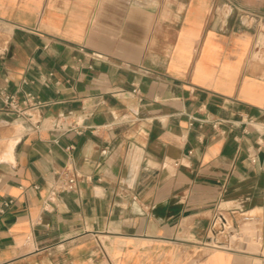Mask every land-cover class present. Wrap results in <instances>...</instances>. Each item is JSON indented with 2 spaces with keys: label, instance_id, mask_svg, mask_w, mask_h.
Returning a JSON list of instances; mask_svg holds the SVG:
<instances>
[{
  "label": "crops",
  "instance_id": "0c3cea01",
  "mask_svg": "<svg viewBox=\"0 0 264 264\" xmlns=\"http://www.w3.org/2000/svg\"><path fill=\"white\" fill-rule=\"evenodd\" d=\"M8 199L0 264H264V0H0Z\"/></svg>",
  "mask_w": 264,
  "mask_h": 264
},
{
  "label": "built area",
  "instance_id": "2783aa9c",
  "mask_svg": "<svg viewBox=\"0 0 264 264\" xmlns=\"http://www.w3.org/2000/svg\"><path fill=\"white\" fill-rule=\"evenodd\" d=\"M134 93H137V90H134ZM2 100L4 104L17 116H24L27 109L37 108L39 106L44 105L41 102H36V98L32 94H26L25 101L23 102L24 107L21 105L20 101L16 98L15 95H9L4 92L1 93ZM251 162L254 164L256 163V159L252 158ZM67 182H65L60 187H55L51 195L56 194L59 192H68L74 189L76 186V176H68ZM38 188V187H36ZM14 204L12 199L8 200H1L0 201V218L6 213V211Z\"/></svg>",
  "mask_w": 264,
  "mask_h": 264
}]
</instances>
